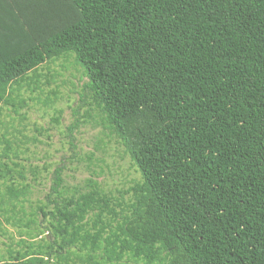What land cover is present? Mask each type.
<instances>
[{
    "label": "trees",
    "instance_id": "trees-1",
    "mask_svg": "<svg viewBox=\"0 0 264 264\" xmlns=\"http://www.w3.org/2000/svg\"><path fill=\"white\" fill-rule=\"evenodd\" d=\"M71 56L140 177L34 205L6 126L0 264H264V0H0V111Z\"/></svg>",
    "mask_w": 264,
    "mask_h": 264
},
{
    "label": "rangeland",
    "instance_id": "rangeland-1",
    "mask_svg": "<svg viewBox=\"0 0 264 264\" xmlns=\"http://www.w3.org/2000/svg\"><path fill=\"white\" fill-rule=\"evenodd\" d=\"M39 72L48 76L40 78L41 89L32 91L24 86L21 94L25 103L18 112L6 106L0 111V134L7 126L8 137L19 153L15 160L25 165L32 186L31 202L35 205L44 199L58 166L65 167L63 177L69 188L94 178L120 197L140 176L118 139L104 127L99 112L88 99L80 100L87 81L83 69L71 56L44 63ZM31 166L38 168L37 176ZM0 190H4L3 184ZM31 202L27 203L28 214ZM3 228L11 235L0 230V253L8 244L15 245L21 236L19 230H25L11 225Z\"/></svg>",
    "mask_w": 264,
    "mask_h": 264
}]
</instances>
